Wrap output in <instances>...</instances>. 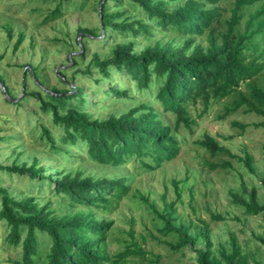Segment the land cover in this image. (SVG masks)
<instances>
[{"label":"trees","instance_id":"1","mask_svg":"<svg viewBox=\"0 0 264 264\" xmlns=\"http://www.w3.org/2000/svg\"><path fill=\"white\" fill-rule=\"evenodd\" d=\"M108 1L113 2L112 10ZM222 1L95 0L100 25L98 29L77 26L76 32H82L77 57L86 53L81 42L83 35H101L103 39L115 32L131 37L114 42L107 52H92L85 72H91L92 68L99 72L95 90L128 99V86L119 88L114 82L118 78L114 74L127 75L135 90L153 96L163 111L175 115V124L164 122L152 100L135 103L120 114L98 118L85 110L89 102L81 85L54 88L43 95L33 90L27 95L35 97L41 110L51 112L53 122L63 128L59 145H55L50 131L42 127V135L54 150L72 158L71 146H86L88 159L102 166H120L135 155L143 167L157 168L178 155L180 144L175 131L180 123L189 126L193 122L189 104L200 98L207 107L210 99L233 94L228 111L243 108L247 113H255L261 119L254 126L264 128V0H233L227 18L222 16ZM125 3L135 17L127 15ZM58 5L50 11L53 17ZM138 36L148 40L139 49L134 42ZM77 63L72 60V65ZM104 82L109 87L103 90ZM198 144L212 156L226 154L235 158L249 173L255 174L249 153L241 157L232 154L208 134ZM207 164L211 169L232 168L226 159ZM0 170L27 174L41 182L48 180L53 183V192L61 205L83 206L74 212L58 214L49 201L40 204L33 196L16 198L0 186V220L7 228L4 240L10 246L21 247L19 256L9 259L7 264H123L129 255H145L144 248L133 243L134 248L127 246L111 258L106 252V241L113 220L95 212L117 207L129 189L124 177H96L79 168L60 171L55 176L45 175V167L37 158L29 165L0 163ZM170 182L177 193L175 200L167 203L163 197L162 210L150 204L162 220L161 232L173 237L165 241L170 249L192 251L197 264H264L253 253L244 251L234 234H230L227 248L222 244L213 248L208 223L204 220H200L201 225L187 223L176 214L181 181L173 178ZM260 182L264 183L263 177ZM240 184L241 189L232 190L229 195L231 202L243 209L244 220L264 212V194L259 197L256 186H248L244 181ZM139 197L147 201L145 196ZM211 218L224 219L220 213H211ZM40 235L50 240L45 253L40 250ZM255 240L264 247V234H256Z\"/></svg>","mask_w":264,"mask_h":264},{"label":"rangeland","instance_id":"2","mask_svg":"<svg viewBox=\"0 0 264 264\" xmlns=\"http://www.w3.org/2000/svg\"><path fill=\"white\" fill-rule=\"evenodd\" d=\"M94 2L0 0V163L25 162L29 165L37 158L39 164L45 167V175L55 176L60 171L79 168L96 177H124L129 189L118 201L117 207L108 212L94 209L97 214L113 220L106 241V252L111 258H115L127 246L134 248L133 243L146 251L142 257L129 255L123 264H197L192 251L184 249L182 253L170 249L165 241L173 240V237L161 232L162 220L150 208L153 203L156 209L162 210L163 197L167 203L175 200L177 193L170 182L173 178L181 181L180 198L175 204L176 214L181 219L198 225H201L200 220L208 223L213 248L221 244L227 248L229 236L234 234L244 251L253 253L264 262V247L255 240L256 234H264V212L247 216L244 220L243 209L233 204L229 195L230 191L241 189V181L248 186H256L259 197L264 194V183L260 182L261 177L264 178V128L254 126L261 119L255 113H247L243 108L228 111L234 94L212 98L207 107L200 98L196 103L189 104L188 111L193 122L189 126L180 123L175 131L180 151L175 158L162 162L157 168L143 167L135 155L120 166H102L88 159L86 146H71L69 149L74 156L67 158L57 153L42 135V127L47 128L55 145H59L63 128L53 122L51 112L41 110L35 97L27 94L39 90L43 95L51 93L54 88L67 89L75 84L83 86L87 92L89 104L85 110L94 117L120 114L135 103L152 100V105L159 110L164 122L175 124V115L163 111L162 105L153 96L135 90L127 75L114 74V78L118 77L114 82L119 88L128 86V99L95 90V79L100 77L99 72L95 68L85 72L92 52H107L114 42L131 37L115 32L103 39L101 35H83L81 42L85 44L86 53L84 57H77L78 51H81L78 39L82 36V32H76L77 26L98 29L100 25L98 7L96 11ZM232 2L222 1L223 17L229 16ZM58 3L53 17L50 11ZM108 3L112 10L113 2ZM123 7L127 9V15L135 17L128 3ZM134 42L139 49L148 40L138 36ZM73 59L79 63L72 65ZM101 86L104 90L109 84L104 82ZM241 88H244L243 84ZM205 134L215 138L232 154L240 157L245 153L252 155L255 174L249 173L243 164L226 154L210 155L198 144ZM224 159L230 161L232 168L211 169L207 164ZM0 186L16 198L33 196L40 204L49 201L58 214L74 212L83 207L61 205L53 192V183L32 179L27 174L0 170ZM138 195L145 196L147 201ZM211 213H220L224 219L213 220ZM6 233L7 228L0 220V264H7L9 259L18 257L21 249L5 242ZM39 239L40 250L45 253L50 240L46 235H40ZM156 257L157 261L153 262Z\"/></svg>","mask_w":264,"mask_h":264}]
</instances>
